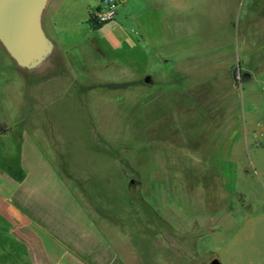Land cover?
<instances>
[{
	"label": "rangeland",
	"instance_id": "obj_1",
	"mask_svg": "<svg viewBox=\"0 0 264 264\" xmlns=\"http://www.w3.org/2000/svg\"><path fill=\"white\" fill-rule=\"evenodd\" d=\"M99 3L49 1L63 51L23 70L51 73L34 96L0 45V111L42 106L41 148L122 264H264V22L245 24L247 0H121L117 44L87 22Z\"/></svg>",
	"mask_w": 264,
	"mask_h": 264
},
{
	"label": "crops",
	"instance_id": "obj_2",
	"mask_svg": "<svg viewBox=\"0 0 264 264\" xmlns=\"http://www.w3.org/2000/svg\"><path fill=\"white\" fill-rule=\"evenodd\" d=\"M239 1L243 5L244 0ZM247 6L245 24L249 17L261 25L264 0H247ZM99 31L109 34L117 44L131 39L115 18ZM54 46L62 57L63 43ZM3 64L9 65V61L0 53V71ZM20 70L23 73H17L16 78L27 86L26 91L32 90L42 74L46 78L51 74ZM27 99L25 94L17 105L8 107L10 113L0 111V124L9 128L0 134V264H122L101 224L104 218L100 217L99 204L83 194L79 198L66 174L41 148L34 123L42 106H27Z\"/></svg>",
	"mask_w": 264,
	"mask_h": 264
},
{
	"label": "water",
	"instance_id": "obj_3",
	"mask_svg": "<svg viewBox=\"0 0 264 264\" xmlns=\"http://www.w3.org/2000/svg\"><path fill=\"white\" fill-rule=\"evenodd\" d=\"M48 0H0V45L14 64L25 71L45 65L54 53V43L43 27ZM149 81V77L145 78ZM136 180L130 179L134 187ZM207 264H221L213 257Z\"/></svg>",
	"mask_w": 264,
	"mask_h": 264
},
{
	"label": "built area",
	"instance_id": "obj_4",
	"mask_svg": "<svg viewBox=\"0 0 264 264\" xmlns=\"http://www.w3.org/2000/svg\"><path fill=\"white\" fill-rule=\"evenodd\" d=\"M120 4L121 0H100L98 6L93 9V19L98 24L113 21Z\"/></svg>",
	"mask_w": 264,
	"mask_h": 264
},
{
	"label": "trees",
	"instance_id": "obj_5",
	"mask_svg": "<svg viewBox=\"0 0 264 264\" xmlns=\"http://www.w3.org/2000/svg\"><path fill=\"white\" fill-rule=\"evenodd\" d=\"M87 22L89 23V25L91 26L92 29H98L100 28L103 24H98L95 22V20L93 19V9H90L88 12V19ZM243 76L241 74V79L243 80ZM9 128H7V126L5 124H0V134L6 133L8 132Z\"/></svg>",
	"mask_w": 264,
	"mask_h": 264
}]
</instances>
